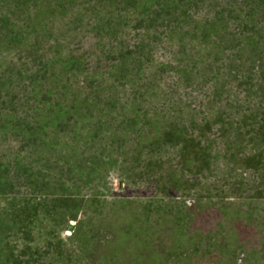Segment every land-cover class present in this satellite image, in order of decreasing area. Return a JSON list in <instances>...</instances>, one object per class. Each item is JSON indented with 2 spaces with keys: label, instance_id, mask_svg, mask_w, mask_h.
<instances>
[{
  "label": "rangeland",
  "instance_id": "374dc122",
  "mask_svg": "<svg viewBox=\"0 0 264 264\" xmlns=\"http://www.w3.org/2000/svg\"><path fill=\"white\" fill-rule=\"evenodd\" d=\"M0 264H264V0H0Z\"/></svg>",
  "mask_w": 264,
  "mask_h": 264
},
{
  "label": "trees",
  "instance_id": "16d2710c",
  "mask_svg": "<svg viewBox=\"0 0 264 264\" xmlns=\"http://www.w3.org/2000/svg\"><path fill=\"white\" fill-rule=\"evenodd\" d=\"M92 24H88V23H86V26H85V28H84V30H83V32H85V31H87L88 32V30L89 31H91V30H93V31H96V32H100V31H102V28H103V26H101V24H98V25H95V24H93L92 26H91ZM96 27H99V28H96ZM86 32V33H87ZM98 32V33H99ZM54 45V47H57V44L55 43V44H53ZM35 57H39V60L38 59H36V61L37 62H39V63H42V64H40L42 67H41V69L45 66V62H44V60L43 59H45V58H41L40 56H34V58ZM78 58H77V56H73V57H71V60H73V61H75V60H77ZM44 71L42 72V74H40L39 76H38V78H40L41 76H43L44 75V73H46V69H43ZM52 70L54 71V68L52 69L51 68V72H52ZM54 72H56V71H54ZM46 76H47V73H46Z\"/></svg>",
  "mask_w": 264,
  "mask_h": 264
}]
</instances>
